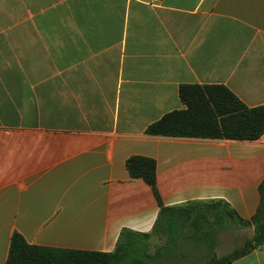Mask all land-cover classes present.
Returning <instances> with one entry per match:
<instances>
[{"label":"crops","instance_id":"crops-1","mask_svg":"<svg viewBox=\"0 0 264 264\" xmlns=\"http://www.w3.org/2000/svg\"><path fill=\"white\" fill-rule=\"evenodd\" d=\"M182 85L264 106V0H0V264L32 246L113 252L160 205L132 157L153 159L166 207L223 200L250 220L257 141L156 137ZM233 264H264V247Z\"/></svg>","mask_w":264,"mask_h":264},{"label":"trees","instance_id":"trees-1","mask_svg":"<svg viewBox=\"0 0 264 264\" xmlns=\"http://www.w3.org/2000/svg\"><path fill=\"white\" fill-rule=\"evenodd\" d=\"M185 109L166 114L151 124L146 134L156 137L257 141L264 135V106L250 108L222 85H182ZM127 170L143 179L159 202L160 212L150 233L123 230L113 252H89L29 245L15 233L7 264H182L198 259L203 247L207 264H233L264 247V180L259 187V207L250 220L242 218L223 200L191 202L166 207L157 189V165L153 159L132 157ZM230 226L253 228L254 235L232 252H214L218 236ZM163 241L151 250V240Z\"/></svg>","mask_w":264,"mask_h":264},{"label":"rangeland","instance_id":"rangeland-1","mask_svg":"<svg viewBox=\"0 0 264 264\" xmlns=\"http://www.w3.org/2000/svg\"><path fill=\"white\" fill-rule=\"evenodd\" d=\"M254 235L253 228H241L237 226H230L226 231L222 232L218 238L214 252L218 255H224L232 252L235 248L240 247L243 243L251 239ZM163 244L162 240L153 238L151 240V250L160 247ZM198 259L189 258L182 264H207L205 254L210 253L209 249L203 247L201 249Z\"/></svg>","mask_w":264,"mask_h":264}]
</instances>
